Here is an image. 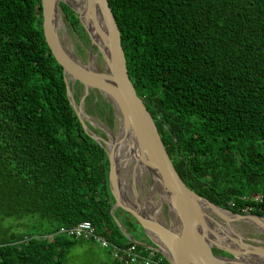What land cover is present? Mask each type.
Masks as SVG:
<instances>
[{"label": "trees", "instance_id": "trees-1", "mask_svg": "<svg viewBox=\"0 0 264 264\" xmlns=\"http://www.w3.org/2000/svg\"><path fill=\"white\" fill-rule=\"evenodd\" d=\"M108 5L130 82L179 177L215 206L264 217V0ZM59 10L67 31L89 43L77 15ZM92 135L105 136L70 104L40 0H0V264H67L84 242L99 251L84 264H122L90 240L55 235L88 221L115 245L131 242L123 227H135L111 213L107 151Z\"/></svg>", "mask_w": 264, "mask_h": 264}, {"label": "water", "instance_id": "water-1", "mask_svg": "<svg viewBox=\"0 0 264 264\" xmlns=\"http://www.w3.org/2000/svg\"><path fill=\"white\" fill-rule=\"evenodd\" d=\"M93 1L100 9L105 21V29L101 34L102 47L94 41V38L92 40L103 59V72H99L95 65L94 67L90 65L89 61L86 64L83 63L65 45L56 23V12L60 11L57 0H40L44 40L51 55L63 69L67 97L79 120L82 123L83 121L88 122L87 118L83 119L81 116V103L89 90L98 91L113 107L116 118L119 119V129L124 125L125 130L132 135L137 161L147 170L152 185H155L164 197L168 213L170 214L171 211L174 213L175 225L171 222L167 225L149 217L124 199L118 180L115 147L111 144L113 138L109 135L108 139L104 140L99 136L92 135V138L100 145L105 146L107 151L109 187L114 198L111 213L115 209L127 213L151 240V246L162 254L170 264H264V246L247 242L246 238L239 233H236V236L239 237L236 239L226 231H222L220 236L211 232L213 221L203 213L202 202L214 211H225L238 219H264V217L253 214H235L215 206L197 195L182 181L167 154L151 115L142 99L136 95L130 82L120 33L109 8L108 0ZM62 3L66 4L74 13L79 14L65 1ZM77 17L80 24L87 29L80 15ZM67 77L83 87L79 106H75ZM88 123L94 126L92 123ZM219 219L224 221L220 217ZM214 250L227 256L215 255Z\"/></svg>", "mask_w": 264, "mask_h": 264}, {"label": "rangeland", "instance_id": "rangeland-1", "mask_svg": "<svg viewBox=\"0 0 264 264\" xmlns=\"http://www.w3.org/2000/svg\"><path fill=\"white\" fill-rule=\"evenodd\" d=\"M59 13L61 15L60 11H59ZM76 15L79 16L80 14H76ZM61 21H62V25L59 27L58 30H59V34H60L61 38L63 39L65 45H67V47L69 49H71L75 52H77L75 45H78L81 48H83V50H84L83 57H82L81 49H78V52L81 55V57L79 55H76L77 58L86 64L93 57L94 64H95L96 68L98 69L99 72H103L104 71V62H103V59H102V57L98 51V47L92 43L93 36H92L89 28L87 27V29H85L84 26L81 25L83 27L84 31L87 33L88 40H89V43H86L85 41H82V43H81V40L78 36H76L74 34L71 35L70 32L67 31L66 24L63 20L62 15H61ZM73 86H75V83L70 85V90L72 92V98H73V101L75 103V106H79L80 101H81V97L83 94V90H82V93L79 94V92H80L79 88H77V86H76L73 89ZM73 93L74 94L76 93L77 98H78V102L75 101V99L73 97ZM102 100L105 101L107 104H109L98 91L92 90V93H89V91H88V94L85 96L83 102L81 103V116L83 119L87 118L88 122L92 123L95 128H97V127L100 128L102 130V132L105 134V136L102 138L104 140H107L109 135H111L112 137H117L119 135L120 126H119V119L116 118V113H115L112 106H111V111H112L113 119H116V121H113V123L107 122L106 114L108 112L107 115H110V112H109V109H106L103 106V104H101ZM96 104H97V106H96ZM124 173H125V170L118 168V180H119V182L120 181L122 182V180H123L122 177H123ZM141 184H143V187L140 189L137 185L134 184L133 181H131L129 184V187H135V190L137 192V197L139 199L138 201L144 206L146 204L147 200H149V198L152 196L150 189L152 188L153 185H152V182H151L149 175L142 177ZM159 200H160V197L158 195H156L155 199H154L155 203L159 204ZM139 209L143 213L146 214V212L142 208H139ZM160 209H161V213H162V218H161V220H159V222L165 223L167 225L170 224V222H171L173 225H175L174 220H172L170 218V214L168 213V208H167L166 204L164 203V201H162L160 203ZM115 214L117 216H120V217L126 219V220L128 218H129V220L132 219L127 213H125L121 210H118V209H115ZM131 222H132L133 226L135 227L134 229H130L127 225H124V227H123V230L125 231V233H127V237L129 239H131L132 242L151 246L152 245L151 240L146 236V234L140 228V226L133 219ZM119 224H121V222ZM243 225H244L243 222L236 224L237 232L239 234H241L243 237H245L247 242H249V243L251 242V244H253V245L264 246V234L257 231L255 229V227H253L252 225L251 226H248V225L243 226ZM257 241L259 242L258 244L255 243ZM90 251L99 255V253H98L99 251L96 250V248L93 247L89 242H84L81 246L75 245L74 247H72L69 250V253L67 255V260H68L67 264H84V263H86V261L89 257ZM214 254H216V253L214 252Z\"/></svg>", "mask_w": 264, "mask_h": 264}, {"label": "bare ground", "instance_id": "bare-ground-1", "mask_svg": "<svg viewBox=\"0 0 264 264\" xmlns=\"http://www.w3.org/2000/svg\"><path fill=\"white\" fill-rule=\"evenodd\" d=\"M63 1L71 5L80 14L82 22L91 31L94 41L102 47L101 34L105 29V21L96 3L93 0H57V4ZM56 23L58 27L62 25L59 11L56 12ZM89 62L90 65L94 67L95 64L93 57L89 60ZM67 80L69 85L74 83L73 79L70 77H67ZM125 129L126 128L124 125H122L119 135L117 137H112L113 139L111 143L115 147L114 154L118 168L125 170V173L122 177L123 180L122 182L120 181V187L122 190L121 194L127 202L133 205L135 204V206L138 208H142L149 217L159 221L162 218L160 203L165 199L162 194L159 193L156 186L153 185L150 189L152 196L149 198V200H147L144 206L138 201L139 199L137 197L135 187H129L130 182L133 181L134 184L141 189L143 187V184H141V179L143 176H148V173L147 170L137 161L133 137L130 132H127ZM156 195L160 197L159 204H156L154 201ZM201 209L203 213L213 221L211 224V232L214 235L217 234L220 236L222 231H226L229 233V235L233 237L235 236L237 239L239 237L236 236V233H238L236 230V224L240 222H243V224L246 226L252 225L257 231L264 234V219H238L228 212L221 210L214 211L211 207L203 202L201 203ZM219 217L224 221H221ZM170 218L175 220V216L172 211L170 212Z\"/></svg>", "mask_w": 264, "mask_h": 264}, {"label": "built area", "instance_id": "built-area-1", "mask_svg": "<svg viewBox=\"0 0 264 264\" xmlns=\"http://www.w3.org/2000/svg\"><path fill=\"white\" fill-rule=\"evenodd\" d=\"M262 197L256 195L255 202L260 203ZM234 207V204H230ZM252 208L246 207L242 215H251ZM65 235L74 239L90 240L101 249L110 252L113 260L122 264H170L154 247L130 242L122 246L111 243L105 235L97 233L88 221L81 222L70 228H60L55 235ZM54 235L37 236L36 239L51 242Z\"/></svg>", "mask_w": 264, "mask_h": 264}]
</instances>
